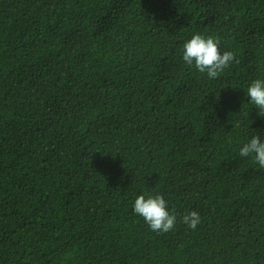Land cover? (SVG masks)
<instances>
[{
	"label": "trees",
	"instance_id": "1",
	"mask_svg": "<svg viewBox=\"0 0 264 264\" xmlns=\"http://www.w3.org/2000/svg\"><path fill=\"white\" fill-rule=\"evenodd\" d=\"M197 33L239 63L187 65ZM256 79L264 0H0V264H264Z\"/></svg>",
	"mask_w": 264,
	"mask_h": 264
},
{
	"label": "clouds",
	"instance_id": "2",
	"mask_svg": "<svg viewBox=\"0 0 264 264\" xmlns=\"http://www.w3.org/2000/svg\"><path fill=\"white\" fill-rule=\"evenodd\" d=\"M219 37L195 34L183 46L184 62L200 73H206L209 79L218 78L234 61L239 63L232 51H224L220 47ZM247 96L251 104L258 109V115L264 117V79H256L247 88ZM241 157L253 156L260 168H264V141L260 135L253 136L239 151ZM134 212L143 217L152 231L167 233L173 230L177 223V215L170 213L168 202L163 195H139L134 202ZM182 222L190 229L196 230L202 219L198 212L184 214Z\"/></svg>",
	"mask_w": 264,
	"mask_h": 264
}]
</instances>
